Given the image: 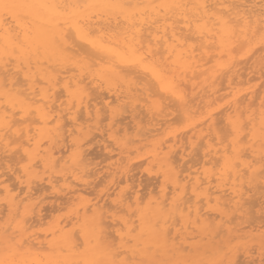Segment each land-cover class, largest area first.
I'll use <instances>...</instances> for the list:
<instances>
[{"label":"bare ground","instance_id":"bare-ground-1","mask_svg":"<svg viewBox=\"0 0 264 264\" xmlns=\"http://www.w3.org/2000/svg\"><path fill=\"white\" fill-rule=\"evenodd\" d=\"M258 4L259 2L257 0H0V155L6 154L9 156V158H11L12 156L16 155L15 151L17 150L19 151L18 154L20 153L19 155L20 157L17 155V157L19 158H16L14 156L17 162L21 164L25 161V163L20 168L22 175H19L18 173H16L18 171L13 172V174H15V179L17 180V186L15 185L16 188L14 189L12 188L14 187L13 183H12L13 185L12 187L9 185V182L11 184L10 179H9L10 181L8 182V185H6V181H4V179L1 181V179L5 177L6 173H8V172H5V170L6 171L9 170V172H11L13 171L14 168L6 164L4 167L3 162L5 161L1 162V159H0V205L2 204L1 202H3V204L5 203L4 204L5 206L4 205L3 206L7 207L6 209L9 212V214H6L8 212H5V214L8 215V219H6L7 222L3 221L4 223H2L1 221L2 216H0V264H198L199 259L204 256L205 251L202 248L194 247L195 243H192L189 241L195 238V236H193L192 234V233H195L194 231H202V234H200V236L202 235L206 236L205 232L208 231L209 225L211 227L212 224L218 218H220V222L216 224L219 226L220 225L227 226V223L231 224L233 223V221L234 223H239V222H235V220L240 221L241 219L248 218L249 213H251V212H248L249 205L255 206L254 203L256 204V202L254 201H252V203L248 201L251 199V196H252L250 195V193L255 191V194H253L254 196V195H257V193L259 194L260 191L264 192L263 187L261 188L262 190L259 188L261 184H264V172H263L264 169H262L261 163L259 166V161L261 162V160L264 158L262 157L264 156V146H263L264 145V133H263L264 132V119L262 116L263 120L260 121L259 123H257L258 120L256 121L254 119H251L250 123L244 121L247 123V124L245 123L244 125L245 127H244L242 125L243 123L242 121L244 118L242 120L240 119L242 116L238 110L239 108H241L242 104H244V101L242 99L240 100L241 101L240 104L238 103L239 97L237 99L235 98L238 94L237 93L234 95L235 101L233 100L232 102L234 103L233 106L231 105L230 106H231L232 112H236V113L237 111L239 112L240 118L239 116L238 118L240 120L238 118L236 119L235 117H231L230 116L231 112L230 113L227 112L228 113L227 118L222 116L223 119L226 118V121H227L226 124L229 125L227 127L229 128V130H231L233 138L230 137L231 139L230 141H227V143H223L225 141L224 138L227 136V133H229L228 132L229 130L227 131L226 129L225 131L227 133H225V136H223L224 141L222 138L221 139H222V143L227 144V145L223 146V148L221 149L220 147H217L218 149H216V146H218V144H220L221 142L220 141H219L220 143L213 142L214 146L217 144L214 148V146H212V143L211 144L209 143V141H211L210 139L211 137H209V141H206V143H204L206 144L205 146H207V148L203 153H201L202 160L201 159L200 161L197 160L198 157L195 156L199 164L200 165L202 164V171L199 173H196L197 171L195 172L197 175L193 174L194 175L193 176L191 173H189L193 177H189V179H185L187 177H185L186 174L184 171V174H185L184 179L181 178V176H183L182 171L178 170L180 168L177 167V163L179 164L180 162L188 161L189 159L186 160V158L187 157L190 158L191 157L190 155L192 154V152H194L193 154H195V152L197 153L198 150H195V148L197 147L198 142L193 140L194 138L193 139L191 138V139L195 141L196 143L192 142L191 139H189L190 146L188 149H190L191 151L188 150L184 145L179 147L178 146L179 142L176 141L175 137H174L175 138L174 143L167 145L166 143L167 141L171 142V140H168V136L170 135L169 134L168 136L166 135L167 137L165 136L166 137L165 143H162L163 142L162 140H160L162 141L161 142L162 144L158 143L157 141L155 143L154 142L152 143L151 141V145L153 149L150 152L151 156L148 155L149 157L153 158L151 159L152 162L154 161L153 164L158 166L157 168L160 170L159 172H157L155 169V172L154 170L153 171L150 170V172L152 171L153 173H155V175H156V172L158 174L161 173V176H162V177L160 176L162 178V186H161L162 189H161V195H158L159 198L155 193L157 197H155L154 195V198L156 199L150 200L148 203L146 202L145 205H143L144 200L146 199L144 198L143 202H140L141 200V199L139 200L140 194L138 196L137 191L136 192L133 191L131 192V194H128L129 196H126L128 193L127 191H129L127 190L128 188H126L127 191L124 190L125 194L123 196H122L123 192H121L122 194L116 198L115 195H117L118 193L116 194L114 192L115 193V195L113 194L114 199L113 197H111L113 196L111 194L113 192H111L110 194L109 193L107 194L108 198L111 195L110 197L113 200V203H114L113 205L116 208V211L113 212V214L111 215H109L111 212H109L106 209L104 210L105 212L102 211L104 207V204L102 202L101 203L103 205L100 204L102 207L98 206L96 202L94 205H92L94 203L93 202L92 204H90L91 207L88 204L87 205L85 204L83 206L82 215L80 214L79 211L75 209L77 211V212L75 211L76 217H75L74 223H72L71 225L72 228H70L69 230L67 229L68 222L64 220L66 222L64 226L62 224L63 222L60 223L61 226L57 224L55 228L54 226H52L54 229L51 231L49 230L48 231L49 233L42 232L44 236L43 237L41 235V231L39 232V236H37L36 233L35 235H32V234L30 235L28 230H30L31 227L30 225L28 226L27 224L29 220L31 221L32 218L39 217L41 214V211H42L41 207L40 209H38L39 208L38 207L37 210H36V207H34L36 206L34 204L37 202L33 204L32 197L34 195L32 196V193H33L34 184L37 185L36 183L39 184L45 181V178L43 177L44 174L49 173L47 184H49L51 188L55 189V187L58 186V184L57 186L54 185V182L56 180L57 182L58 181L63 182L65 185L66 192L68 193V195L70 194L72 196V197L69 196L72 200L75 199L74 201L78 199V198L76 199L75 197L77 196L81 197V192L85 190V189L84 190L79 189L78 188L79 186L76 188L75 185H73L71 182L68 183V181L70 177L75 178V180L76 179L78 180L79 178L81 179L82 177L86 175L85 178L86 177L89 178V176H87L88 175L87 168L89 167L88 164L90 165V163H87V162L85 163L87 156L85 157L86 152L83 150V147H84L83 142L85 139L88 138L87 136H90L91 138V136L93 137V134L95 135V137H97V135L95 134L96 132L95 133L93 132L91 135V133L89 132H92V131H87V130L91 127V123H94V125H96L95 128L97 127L98 131H100V132H97L99 133L98 136L106 139L104 136L107 135V133L106 134L104 133L105 129L101 130L102 128H99V126H101V123L98 124L100 122V119L104 118V117H101L100 115L101 112L102 113L104 112L101 110L99 111L100 107L98 109L97 103L95 105L92 104L95 108V110H93V114H92V111H90V108H93L89 106L91 104V103L89 104L90 102L89 100L92 99V97L89 95V93L91 94V92H88L89 91L88 88L90 86L93 85L95 88H97V90L99 89L101 91L102 90L107 91L109 95L108 96L109 100L111 98L112 99L115 98L116 101L120 102L122 98L124 99L128 98L127 100L131 99L130 107L132 111L131 110L130 111L133 113L131 116L134 120H136V117L138 118L139 115L143 113L146 117H148V120L153 125V127H156V125H161V124H157V123L155 124L154 122H160V119L163 117L168 118L169 114H167L165 110L168 111L170 110V108L171 109L173 108V110L175 109V111L179 112V116L181 114L180 118L187 120L186 123L183 120L185 124H187V122L188 123L191 122L190 123L191 125L192 122L195 120L194 115L192 114L195 113V116H196V113L198 111L196 107L200 105L197 103L198 105L194 106L196 104L195 102L198 100L195 101L194 99V102H193V100H191L192 98H189L190 96L194 95L195 93L194 91H196L194 90L197 84V81H195V79L198 80L199 78L203 76L204 78L201 79L203 84L201 81H198V83L201 82V84L204 87L199 84L200 87L202 86V88L205 90L207 88L205 87V85L207 84L208 87L211 88V89H208V91L211 92L210 90H212V93L213 91H215V89L217 90V88L214 85L215 83H217V80L219 81L220 78L221 79L219 83L222 82L221 80H223L227 76L230 85L231 84L235 85V82L234 84L232 82L234 81L233 78L234 79H237V77L240 78L241 74H239L238 72H240L242 69H244L246 65H248V63L246 64L247 58L249 61L251 58L250 56L253 57L254 54L252 52L254 51L257 45L264 44V1L262 2L260 6ZM92 16H94L95 20H92L93 18ZM184 33H187L188 35L191 34L194 39H190V37L187 34L185 35ZM190 40H192V42L196 40L195 41L196 43L194 42L192 43ZM197 43H199L198 47L201 52L197 49V45H198ZM238 44L240 46L238 48L240 51L235 48V46L237 47ZM195 48L198 50L199 53H201L200 56H198L199 53L198 55L195 54V52H197ZM234 48L236 50H234ZM240 48H242L243 52L246 51V54L250 53L251 51L252 52L248 54L249 56L244 57V59L242 60L236 57V55L239 56L241 54L238 55L237 54L238 52L237 53L234 52V51L241 52ZM260 48L262 47L261 46L258 47V50H260ZM263 48L260 50L261 53L256 52L257 55L259 53L258 56L260 57H263L262 55H260L262 54V50H264ZM211 53H214L215 55L214 54L212 55ZM199 57L200 58L203 57V58H201L200 60ZM234 57L239 60H235ZM245 59H246V62H245L246 65L242 66L243 65L242 63L244 62ZM260 60L255 59L254 62L255 61L257 62ZM262 60L264 61V59ZM202 61H206V63H202ZM236 61L237 62L242 61V63L239 62L240 63L239 66H241V68L239 67V71L237 70L238 65ZM263 61L262 63H264ZM209 62L210 63L214 62V65L210 66V68L205 70V67L207 64H209ZM233 62H235L236 66ZM32 65L34 66L32 67ZM263 65H260L261 68H263L262 67ZM246 68L248 67H245V69ZM255 68L257 67L255 66ZM245 69L243 70V72L245 71ZM254 72L256 71H253V74L255 76V74L258 73V71L256 73ZM223 73L226 74V76L224 74V78L222 75ZM18 74H21L20 76H22L23 79L20 78ZM262 75H264V73ZM16 76L17 78H20L21 80H23L22 83L21 81H20V84L16 83L15 81ZM245 76L247 77L248 75H245ZM251 77L252 75L250 76V78ZM263 77H261V79ZM85 79L86 80L88 79L92 84L88 88H87V83H85ZM192 81H195L196 83L195 82L192 83ZM239 81L238 82L236 81V83H238V86L242 84L241 83L242 79L240 83ZM254 81L258 82V80H255V79L253 80V82ZM263 81H261V83H264ZM116 82L120 83V86H121L120 89H122L123 92H125L124 94H126L127 97H125L124 95H121V93L123 94V92L118 90L119 88L116 89V84H117ZM183 82L192 83L193 89H190L192 87H187L188 84L187 85L185 84L186 88L184 87V89H182ZM225 82L226 81H224V84ZM243 82H245V80ZM59 84L62 85L63 90L59 89L60 91L58 92L62 93L64 91L63 96L66 97V101H64L63 103H60L58 105L57 110H54V108H56L57 106L55 105L56 101L61 99L59 97L60 99L57 98L56 100V97L60 95L58 96L55 95V94H58L56 93V91L58 90ZM250 84L251 82L248 85L250 86ZM254 84L252 85V87L254 86ZM118 85L119 84H117V86ZM199 85L197 84V86ZM245 85H243L242 87H244ZM261 87H263L262 84H261ZM93 88L92 89L90 88V89L94 91ZM202 88L199 89L198 91L199 93H202L200 92V90L202 91ZM186 89H189L190 94L191 92L192 94L188 95L189 91H187ZM111 90L112 91L118 90V92L120 91L121 93L110 95L109 93L111 92ZM218 90L221 91L220 89ZM218 90L214 93H218ZM253 90L257 91L258 88L252 89V91ZM223 91L225 92L224 89ZM145 92H148V93L146 94ZM198 92L196 91L197 94H199ZM203 92L204 93H202L201 96H203V94L204 96H206L205 93L207 91L205 90ZM209 92H207V96ZM212 93L211 95H214V93L213 94ZM248 93H250V91L249 92L247 91L246 94ZM257 93L259 96L262 92L261 93L257 92ZM96 94L98 93L96 92ZM103 94H106V93L104 92ZM142 94L144 97L143 99L142 97H140ZM219 94L220 93H218V95ZM211 95L208 96L207 102L208 100L210 101L209 97ZM100 96H103V95H100ZM157 96L159 97L157 98ZM195 97L197 98L200 96L197 95ZM100 98H102V101H101L102 105L105 104V107L108 109L107 111H109L110 113L109 114L110 118H108V120L113 119L112 121L115 122L114 119L119 116L120 112L117 113L116 108L115 110L112 109L113 107L110 105L112 102L104 103L105 99H107L105 95L104 97H100ZM251 98L253 97L251 96ZM255 98H257L256 96L253 99L257 101L259 97L257 99ZM99 99L98 101L101 100ZM211 99L213 100V98ZM245 99L246 98H244V100ZM139 100H142L143 102V103L141 102V105L137 103L139 102ZM98 101L95 100L94 102H98ZM122 101H126V100H122ZM127 103L128 105H130L128 101ZM127 103L125 102V104ZM199 103H203V102H199ZM209 104L207 103V105ZM222 104H224V102ZM253 104L255 105V103ZM253 104L252 106L254 107ZM63 106H65V108H63ZM120 107H121V104H120ZM246 107H248V105H246ZM122 108L124 109L125 107L123 106ZM194 108L197 109L196 112H194L195 111ZM258 108H261V107H258ZM262 108L264 107L262 106ZM82 109L85 110L84 114L87 117L85 119L87 120V122L84 121L87 123L86 127H85L86 123H83V122H81L83 124L78 123L79 112ZM123 109L120 108L121 111L125 110ZM138 109L140 110L142 109V111H139ZM221 109L223 110V108ZM256 109L257 107L255 108V110ZM247 110H250V109H247ZM205 111L208 112L207 110ZM216 111L214 109V111H210L211 112L210 114L212 115V113L213 112L215 113ZM243 111L244 110L241 111L242 114H243ZM16 112L21 113L20 116L22 117L20 118H24L28 115H30L29 117L31 118V114L34 112L33 114L34 116L37 117V120L35 118L34 119L35 121H37V123H39V126L38 125L37 127L34 126L35 128L33 130V133L31 130L33 127L32 128L29 127L30 128L29 130L28 127L25 128L24 126L22 127L24 128L22 132L21 130H19L20 127L18 126L20 125V123L22 125V122L20 123L18 122L19 123L18 126L15 125V124H18L16 121L17 120L19 121V118L17 120L15 118ZM138 112L139 114L137 116ZM236 113H235V116H236ZM252 115L255 116V118L257 117L253 113ZM262 115H264V113H262ZM177 116L175 115V117ZM232 116H233V113H232ZM251 116L250 115L247 116L248 119H250ZM65 117H68V120H71L72 122L71 127L73 129L72 128H70L69 130L66 129L68 127L67 124L69 125V122H67V124L64 123L65 121L63 120L64 119L67 120ZM146 117L143 119H146ZM26 118H25V121H23V124L25 123L27 124L28 120L29 121L32 120V119L26 120ZM177 118H175L176 122L178 120L180 121L182 120V119L177 120ZM204 119L205 120L203 122L207 120L206 117H204ZM124 120L126 119L124 118ZM140 120L138 121L140 122ZM148 120L146 121L148 122ZM118 121L122 124L120 120ZM165 121L162 124L163 126H164ZM208 121H209V118H208ZM101 122H104V121H101ZM139 122L138 124H136L137 125L136 127L138 129L137 132L139 131L140 133L145 126L142 127L141 125L143 124V122L142 123H139ZM145 122H144V125H145ZM216 122L218 121L215 120L213 124L215 123L216 125ZM148 123L147 125L149 126ZM172 123H175L174 120L173 122H171V124ZM180 123L181 122L177 123V125H180ZM199 123H201L200 125L206 124V122L203 124L202 121ZM255 123L258 125H255ZM28 124H29L28 126H30V123ZM128 124H131V122ZM14 125L15 127H18V129H15ZM109 125H108V128H109ZM246 125L251 126L250 128L251 132H249V134H251L252 136V138L250 136L252 141L248 140V145L244 146L245 140L243 139H246V138H243L242 135H245V132L248 129ZM216 126L215 127L213 126L214 129L216 128L215 130H217V133L215 134L218 135V140H220L219 135H221L222 137L225 131L222 134H218L220 131L218 130V127ZM221 126L223 125L221 124ZM93 127L94 126H92L91 128ZM85 128H87V130H85ZM139 128L140 129L142 128L141 131ZM130 129L131 128H129V130ZM207 129L209 130L210 128H207ZM214 129L213 130L211 129V130L214 131ZM121 130H122V127H121ZM129 130H127V127H126V131L129 132ZM147 130H148V133L151 134L153 130L155 129L152 128V129H147ZM156 130L158 132V129ZM204 130L206 129L204 128ZM108 131L109 129H107V132ZM109 132H108V136L110 138V136L112 135H110ZM115 132L116 130L114 132L113 130H111L112 134H114ZM163 132L165 134V131ZM195 132L194 134H197V132L196 133ZM139 133L137 134L135 132L137 136L138 135L141 137L146 136V134L141 135ZM184 133L186 134L187 132L185 131L183 132V134ZM198 134L199 135L197 136L199 139L200 134H202V132ZM155 135L159 136V134H154L152 136L149 135L148 138L149 137L153 138V136ZM179 135L176 134V137ZM210 135H211V132H210ZM127 136L132 140L133 137L132 136L130 137V134L127 133ZM161 137H164L163 133ZM184 137L185 135L183 136V138ZM203 137L206 138V135L205 136L203 135ZM203 137L201 138L203 139ZM183 138L182 140L186 141V139L185 138L183 139ZM201 138L199 141L202 140ZM11 139H13L14 141ZM182 140H181V143L183 144L184 142H182ZM85 141L87 143V140ZM88 141H91V140H88ZM103 141L106 142L107 140H103ZM242 141H244V143ZM67 142H69L70 145L67 144ZM201 142H199V144ZM138 143L133 142L132 144L130 142L131 145L138 144ZM186 143L188 142H185V144ZM256 143H260V144H258V146L256 147L255 145ZM12 144L17 145V146L12 147ZM92 145H94V143ZM96 146L98 145L96 144ZM110 146L113 147L112 144ZM110 146L109 144L107 145L106 143H103L102 145L103 147L102 149H104V151L108 155V158L110 159L112 158L115 159L114 158L115 156L123 155L125 152L127 153V151L124 152L123 149L122 150L120 149L119 154L115 153L117 155L112 157L113 153H112V150L109 149ZM201 147H199V149ZM86 149L87 148H85V150ZM96 149H90V150H94L93 152H95ZM248 149L251 150L250 153L252 155L250 156L252 157L250 158L253 160L255 159V163H252L253 161L248 162V160H246L247 158H249V156H247L249 153L248 154L245 153L246 151H250ZM69 150L71 152V155L69 157L65 156L66 153L69 152ZM90 150L87 149L86 151H90ZM100 150L101 148L99 149V151ZM141 150L142 149L138 151H141ZM132 151H129V152H132ZM102 152H100L101 154H99V157L101 159H103V156L101 157V155H104ZM175 152H177L178 154L177 155L178 157L176 156L177 158L172 156L175 154ZM111 153L112 155H110ZM147 153L149 154V152ZM199 153H200V150H199ZM87 155L88 157L90 156L89 154ZM91 155L92 157L95 156L93 154ZM96 155L98 156V153H96ZM137 155H139V153ZM0 157L3 158L2 155ZM99 157L97 158L99 159ZM259 157L262 159L261 160L258 159ZM15 158H13V160ZM108 158H106V161ZM124 158L125 157H122V161ZM139 158L141 159V157ZM193 159H194V155H193ZM215 159H216L217 165L215 164L214 167L216 166L217 170L213 171V169L215 168L212 169V167L206 168V165L207 164L211 165V163L213 162V160L215 161ZM128 160L130 161L129 157H128ZM136 160L140 161L139 159H136ZM190 160L191 161L189 162L191 163L192 157ZM196 160H194V162ZM122 161L120 160L121 164L124 163ZM9 162H12V161H9ZM17 162H16V165H17ZM142 162L143 160L141 161V163L139 162L138 163L141 165ZM98 165L101 166L99 163ZM114 165L116 166L115 163L113 164L111 163L110 167ZM126 165L124 168L125 170L122 167L123 165L122 166L120 165L119 167L113 170L114 172L111 171L112 174L111 173L109 174V176L107 177L108 179L105 177L107 181L110 180L109 179L110 175H113L116 169L119 170V173L118 171H116V174H114L115 176L113 177L117 178L118 174L121 175L123 173L124 175H127L129 178L128 172L130 169L127 168ZM129 165L132 166L131 164ZM129 165L128 167H130ZM14 166H15V163H14ZM149 166L151 168L152 164H149ZM10 167L12 169H10ZM16 167H19V166H16ZM106 167L107 166L105 165L104 168ZM138 167H135V168H138ZM183 168L185 169V166ZM198 169H199V166L197 167V170ZM38 170H41L42 174L39 173ZM188 170H191V169L189 168ZM132 171H134L133 167H132ZM150 172L147 173V175L148 174L151 175L152 172L151 173ZM243 172H246L245 174L248 173V175H250V178H248V180L245 177V174ZM142 173L140 175H142ZM144 173L146 174V172ZM137 174H139V172ZM189 174L187 173V175ZM54 175L56 176L58 175L55 181L52 180ZM102 175L105 176V174H102ZM155 175L153 176L156 177ZM121 177L125 178V176L123 175ZM140 178L139 180L142 182L143 179L141 180ZM128 180H129L128 182L129 184L130 178ZM156 180L158 181V179ZM123 181L125 180H122V182ZM157 181H156V184L159 185L160 182H157ZM98 182H99V179L97 183ZM113 183H116V182L113 181ZM145 183L147 184V181ZM256 183L258 186L259 185L260 186L259 187L255 186L254 184ZM108 184H111V183H108ZM108 184L106 183V185ZM123 184L125 183L123 182ZM169 184L172 186L171 188L172 191L168 189L171 191L169 193L170 195L166 192L167 185ZM152 185L154 186V184ZM252 185H254L255 187L253 188ZM125 186L123 185L122 188L124 189ZM140 186L142 187V184ZM171 186H168V187H171ZM245 186L246 187L248 186V190H245ZM38 187L40 188V186ZM134 187L136 189L135 185ZM34 188H36V186H34ZM98 188L99 187H97V189ZM142 188L145 190H148L146 189V187H142ZM142 188H140V190ZM105 189L106 188L102 190H105ZM255 189L258 191H256ZM156 190L158 191L159 189L157 188ZM148 191H151V190H148ZM86 192H85V195H86ZM59 193H61V191H59ZM143 193L145 192L143 191ZM157 193L159 194V192ZM36 194L37 193H35V195ZM40 194L42 193L40 192ZM102 194L104 195V193ZM146 195H147V192H146ZM38 196L40 195L38 194ZM93 196L95 197V194ZM102 196L99 195L98 197L103 198L104 196L103 197ZM151 196L153 195L151 194ZM48 198L51 200L50 197ZM48 198L47 200H49ZM70 198L69 200H71ZM111 198L108 200H111ZM140 198H143V197H140ZM254 198H257V197L254 196ZM63 199H65L64 196H63ZM107 199L105 201H107ZM83 200L85 201L84 198ZM96 200L97 199H95V201ZM54 202L56 204V199ZM65 202L69 203L70 201L65 200ZM247 202H249L248 208L246 207ZM260 202L261 200L257 204L261 205ZM82 204H83V201H82ZM263 204L264 203H262L261 207L259 206L260 207L259 210L262 211L261 213H263L264 211ZM46 205L48 204L46 203ZM71 206H72V203H71ZM106 206H108V204ZM0 207H2V205ZM53 207H55V205ZM79 207H77V209ZM255 207L253 209H255ZM44 208L45 207H43V209ZM47 208L44 210L46 211ZM53 209L54 208H52L51 210L53 211ZM107 209H110V208H107ZM66 210L67 209H64L65 213H66ZM89 210L92 213H90V215H87L89 214ZM61 211L59 210L58 213H60ZM107 211L109 212V214ZM111 211H114V210H111ZM252 211L253 213L256 212L254 210ZM260 211H258V213ZM1 214H3V211L0 212V215ZM118 214H121V215L119 216ZM42 216L44 217V215ZM56 216L55 217L52 216V217L55 218L56 220ZM63 217L65 219V216ZM258 219L259 218H257V220L255 221L259 222ZM46 220L47 219H45V221ZM59 220L58 222H60ZM244 220L246 221V219ZM45 221L43 223H45ZM222 221H223V224H221ZM71 222L73 221H70L69 223ZM243 222L240 221V223L238 224L239 227L238 225L235 224V227H238L240 228L239 230H242V227L240 226H242ZM35 223H39L40 225L43 224L42 222L41 223L35 222ZM50 223L52 224V222ZM216 224H215V227L217 226ZM251 224L248 225L247 223V225L250 226L252 230L251 233L252 232L254 233V231L258 233L259 232L261 233V231L264 232L263 231L264 225L260 224V222L259 224H256L253 226ZM31 226H33L32 223H31ZM244 226H246V224H244ZM248 226L246 227L249 228ZM33 227L37 229V225ZM213 227H214V224H213ZM111 228L114 230V232ZM221 228L223 227H220L219 229ZM10 229H11L10 231L11 233L9 234L8 231ZM226 229L227 231H229V234L232 233V231L230 230L228 226ZM107 230L109 231V233H111V231L113 232L110 234V237H108L109 233ZM249 230L250 229H248V231ZM220 232L221 231H218V233L215 235L213 233L211 234L209 233L207 234V236L210 235V236H214V238H217L218 236H220L219 235ZM114 233L117 235H115ZM238 233L239 231L237 232V235ZM113 236L118 237L119 240L117 241H120V243L118 244L119 247L116 246L117 241L115 243L116 245H114L113 241H111L113 239L115 240V237ZM233 239L235 240L236 238L235 237L232 238L231 241H233ZM239 239L241 240V242L243 241V239L241 238ZM204 240L205 239H203V241ZM228 242L232 243L230 242V240ZM219 243L221 244L220 240H219ZM238 244L240 246V244L242 243L239 242ZM245 247L244 248L247 249L249 245ZM188 248L189 249L193 248L195 250L194 253H192L193 251L191 253H186V250H188ZM251 248H253V246ZM242 249L243 248H241V250ZM239 250H240V247H239ZM244 251H241V252H243L244 254ZM249 253L251 252L249 251ZM237 255L240 256L242 254L239 255V253H237ZM223 257H222V260L224 261L225 259H223ZM220 258L218 260L215 259L216 262L214 264H219L220 263L219 260H221ZM173 259H175L176 261ZM171 260H173L172 263H170ZM240 260H239V263L237 260V262L235 261L234 264L244 263L243 261L240 262ZM262 262L260 261L259 263L258 261L257 264H262ZM249 263L252 264L253 262L251 263V261H249Z\"/></svg>","mask_w":264,"mask_h":264},{"label":"rangeland","instance_id":"rangeland-1","mask_svg":"<svg viewBox=\"0 0 264 264\" xmlns=\"http://www.w3.org/2000/svg\"><path fill=\"white\" fill-rule=\"evenodd\" d=\"M258 2H259V6L262 4V2L264 1V0H257ZM261 1V2H260ZM93 18H92V20H95L94 19V16H92ZM8 20H9V18H8ZM185 35L187 34V33H184ZM188 35V34H187ZM191 34H189L188 36L190 37V39H194L193 37H192V35L190 36ZM187 36V37H188ZM192 37V38H191ZM191 42H192V40H190ZM196 41V40H195ZM195 41H193L194 43H196ZM192 42V43H193ZM198 44V45H197ZM196 45H197V49L199 50V43H197ZM195 45V44H194ZM264 47V44H259V45H257L256 46V50L254 49V51L252 52L253 54V57L252 56H250L251 58H253V59H251L250 57V60L248 61V58H247V62H246V59L244 60V62L242 63V61H239L240 63H242L243 65L242 66H244V65H246L247 63H248V65H246L245 67H248V68H246L245 69V67H244V69H245V71L243 72V70L244 69H240L241 71H242V73H241V71L240 72H238L239 74H241L240 75V78L242 79V84L241 85H239L238 86V83H236V81L238 82L239 81V77H237V79H234L233 78V80L234 81H232L233 82V84H234V82H235V85H230V83H229V81H228V78H227V76H226V74L225 73H223L222 75H223V78H224V74H225V80L223 79V80H221L222 82H220L219 83V81H220V79H219V81L217 80V83H215V87L217 88V90L218 89H220L221 91H219L218 90V93H220L219 95H218V93H214V92H216L217 90L215 89V91H213V93H214V95H211V93H212V90H210L211 92H209L208 91V89H211V88H209L208 87V85L206 86L205 85V87H207L205 90L207 91V92H209L208 93V96L209 95H211L209 98H210V101L208 100V102H207V99H208V96H207V92L205 93L206 94V96H204V94H203V96H201V94L202 93H204L203 91H205L203 88H202V84H203V82H202V80L201 79H203L204 77L202 76L201 78H199L198 80L197 79H195V81H197V84L199 85H202L201 87H200V85L199 86H197V84H196V88H194V90H196L197 92L199 91V89L200 88H202V91L200 90V92H202V93H199V94H197L196 93V91H194L197 95H199L200 97H195V96H197L194 92V95H192V96H190L189 98H192L191 100H193V102H194V99H195V101L196 100H198V101H196L194 104V106H197L198 104H200L199 106H197L196 108L198 109V111H197V109H195L194 108V112H196L197 111V113H196V116H195V113L194 114H192V115H194V119L196 120H194L193 122H192V124L190 125V123L191 122H187V124H185L186 123V121L187 120H184L183 118H180V116H181V114H180V116H179V112L178 111H175V109L173 110V108L171 109L170 108V110H165V112H167V114H169L168 116V118L167 117H163V118H161L160 119V122H154L155 124L157 123V124H161V125H156V127H153V125L149 122V120H148V117H146L143 113H141L140 115H139V117L137 118L136 117V120H134L133 118H132V109H131V99H129V100H127V99H124V98H122L121 99V101L119 102V101H116L115 100V98H111L110 100H109V98H108V92L107 91H103V93L105 92L106 94H103L102 93V91L101 90H97V88H95L92 84H91V82L87 79H85V83H87V88L90 86V85H92V86H90L89 88H88V92H91V94L89 93V95L92 97V99L91 100H89L90 102H89V106L90 107H93L94 108V106L93 105H95L96 103L98 104V109H99V107H100V109H99V111L101 110V111H103L104 113H102L101 112V117H104V118H102V119H100V122L98 123V124H100L101 123V126H99V125H97V126H99V128H102L101 130H104V133L106 134L107 133V135H105L104 137L106 138V139H104V138H101L100 136H98L99 135V133H97V132H100V131H98V128L96 129L95 128V126L96 125H94V123H91V127L92 126H94L93 128H89L88 130H87V128H85V130H87V131H92V132H89V133H91V135H92V133L94 132H96L95 134L97 135V137H95V135L93 134V137L91 136V138H90V136H87V137H85V138H87V139H85V140H87V143H86V141L84 140V147H83V150L87 153V154H89L90 156H91V158H90V156L88 157V155L85 153V157H86V161H85V163L87 162V163H90V165L88 164V168H87V176H89V178H85V176L84 177H82L81 179L79 178L78 180L76 179L75 180V178H71L70 177V179H69V181H68V183L69 182H71L73 185H75L76 186V188L78 187L79 189H85L84 191L86 192V195H85V192L84 191H82L81 192V197L79 198L78 196L77 197H75L77 200L76 201H74V200H72L69 196H71L70 194L68 195V193L66 192V190H65V185H64V183L63 182H61V181H58L57 182V180L55 181V179H57V177H58V175L56 176V175H54L53 176V181H55L54 182V185L55 186H57V184H58V186L57 187H55V189L54 188H51V186L49 185V184H47V179H48V175H49V173H46V174H44V178H45V181H43V183H36L38 186H40V188L37 186V185H33V193H32V201H33V204L35 203V202H37V203H35L34 205H36V206H34V207H36V210H37V208L38 209H40V207H41V214H40V216L39 217H34V218H32L31 219V221L28 223L27 222V224H28V226L30 225V230H28V232L30 233V235L32 234V235H35V233H36V235L37 236H39V232L41 231V235L43 236V234H42V232H45V233H49L48 231L50 230H53L57 225H60L61 226V224L60 223H62L63 224V226H64V224L66 223L64 220H66L67 222H68V227H67V229L69 230L70 228H72V223H74V220H75V217H76V212L77 211H79L80 212V214L82 215L83 214V206L86 204H88V205H90V204H92L93 202V204L92 205H94L95 204V202H96V204H98V206H100V207H102L100 204H104V207H103V210L102 211H104L105 209L106 210H108L109 212H111L110 214H109V212H108V214L109 215H111V214H113V212H115L116 211V208L114 207V203H113V200H112V198L111 197H113V199H114V195H115V193L117 194V195H115V197L117 198V197H119V195H121L122 193L121 192H123V194H122V196L125 194L124 192L125 191H127V190H129V191H127L126 193H127V195L126 196H129L128 194H131V192H133V191H137V194H138V196H139V194H140V197H143V198H140L139 197V200H140V202H143V200H144V198L146 199V200H144V204L143 205H145V203L147 202H149L150 200H153V199H156V198H154V195H155V193H156V195L158 196V195H161V189H162V176H161V173L160 174H158L157 172H159L160 170L157 168L158 166H156V165H154L153 164V162H152V160L151 159H153L152 157H149L148 155H150L151 156V151H152V149H153V147H152V145H151V141H152V143L154 142H158V143H160V144H162V143H165V139H166V137L168 136V140H171V142L170 141H167L166 143H167V145H170V144H172V143H174V140H175V138H176V141L177 142H179L178 143V146L180 147V146H182V145H184L187 149L189 148V146H190V140L189 139H193V140H195L196 142H198V145H197V147L199 146V147H201L202 145V147L199 149V147L197 148H195V150H198L197 151V153L195 152V154H193L194 152H192V154L190 155L191 157H192V162L190 163L189 161H191L190 159H191V157L189 158V157H187L186 158V160H188V161H184V162H180L179 164L177 163V167L178 168H180V169H178V170H180V171H182V175L183 176H181V174H180V176H181V178H183L184 179V176H185V174H186V176L185 177H187V178H185V179H189V177H193L194 175H197L196 173H199V172H201L202 171V164L200 165L199 164V162L197 161V160H199L200 161V159L202 160V154L201 153H203L205 150H206V148H207V146H205L206 144H204V143H206V141H209V137H211L210 139H211V141H209V143L211 144L212 143V146H214L213 145V142H216V143H218L219 141L221 142H219L220 144H218V146H216L217 144L216 143H214V144H216L215 146H216V149H218L217 147H220V149L221 148H223V146H226L227 144H223V143H227V141H230L231 139H230V137L231 138H233V135H232V132H231V130H229V128L227 127V126H229L228 124H226L227 123V121H226V118H227V114L228 113H230L231 112V114H230V116L231 117H235L236 119L238 118V116H239V118H240V115H239V112L241 113V120L243 119V123H242V125L244 126L245 125V123L246 122H251L250 120L251 119H254V120H258V122L257 123H259L260 121H262L263 119H264V115H262V113H264V108H262V106L264 107V83H261V81H263V79H264V75H262L263 73H264V63H262V59H264V50H262V54H260V55H262L263 57H260V56H258L259 55V53H261V49L262 48H260V50H258V47ZM240 46H239V44L237 45V47L235 46V48L237 49V50H239L238 48H239ZM234 48V50H236ZM196 48H195V50L197 51V52H195V54H197L198 55V50H197ZM241 49V52H239V51H234L235 53H237L238 55L239 54H241V55H239V56H237L236 55V57L237 58H240V59H244V57H246V56H249L248 54H250V53H248V54H246V51H242V48H240ZM264 49V48H263ZM258 50V51H257ZM200 51V50H199ZM201 52V51H200ZM256 52H259L258 53V55H257V53ZM245 53V54H244ZM256 53V54H255ZM200 54L201 53H199V55L198 56H200ZM212 55L214 54V53H211ZM234 54V53H233ZM244 54V55H243ZM196 55V56H197ZM215 55V54H214ZM202 56V55H201ZM235 56V55H234ZM257 56V57H256ZM200 58V57H199ZM201 58H203V57H201ZM201 58H200V60H201ZM235 58V57H234ZM257 60H260V58H261V60L260 61H255L254 62V60L255 59ZM198 59V58H197ZM235 60H239V59H236L235 58ZM234 61V60H233ZM13 62V61H12ZM11 62V63H12ZM239 62H237L236 61V63H237V65H238V71H239V67L241 68V66H239ZM245 62H246V64H245ZM260 62H261V64H260ZM264 62V61H263ZM202 63H206V61H202ZM234 64H235V62H233ZM14 64V63H13ZM211 64V65H210ZM257 64H259V65H257ZM207 65H209V66H207ZM206 65V67H205V70H207L208 68H210V66H212V65H214V62H209V64H207ZM257 67V68H255V66ZM260 65H263L262 67L263 68H261V66ZM34 65H32V67H33ZM235 66H236V64H235ZM259 66V67H258ZM251 67V68H250ZM10 68H12V67H10ZM243 68V67H242ZM250 68V69H249ZM259 69V70H258ZM250 70H252V71H250ZM253 71H258V73H256V72H254V73H256L255 74V76H254V74H253ZM251 72V73H250ZM245 73V74H244ZM250 73V74H249ZM19 76L21 75V74H18ZM245 75H248L247 77L245 76ZM252 75V77L250 78V76ZM18 76V77H19ZM206 77V76H205ZM219 77H221V76H219ZM234 77V76H233ZM245 77V78H244ZM248 77H249V79H248ZM254 77H256V78H254ZM261 77H263L262 79H261ZM20 78H22V76H20ZM20 78H17V76H16V83H19L20 84V81H21V83H22V81L23 80H21ZM23 79V78H22ZM241 79H240V81H241ZM248 79V80H247ZM258 80V82H255V84H254V82H253V80ZM236 80V81H235ZM245 80V82H243ZM89 81V82H88ZM195 81H192V83L193 82H195ZM198 81H201L202 82V84H201V82L200 83H198ZM224 81H226L225 82V84H224ZM240 81H239V83H240ZM231 82V83H232ZM251 82V84H250V86L248 85L249 83ZM264 82V81H263ZM117 83V82H116ZM192 83H187V82H183V88L182 89H184V87L186 88V85H187V87H192V88H190V89H193V85H192ZM196 83V82H195ZM262 84V86L263 87H261V84ZM89 84V85H88ZM117 84H119L118 86H117ZM116 84V89H118V90H120V91H122L123 92V90L122 89H120L121 88V86H120V83H117ZM186 84V85H185ZM246 84V85H245ZM254 84V86L252 87V85ZM259 85V86H257V85ZM60 85V86H59ZM58 85V90L56 91V93H58V94H55V95H60V96H58V97H56V100H57V98H59L60 100H57L56 101V103H55V105H57L56 106V108H54V110H57V108H58V105L60 104V103H63L64 101H66V97L65 96H63V94H64V91L61 93V92H58V91H60V90H63V87H62V85L61 84H59ZM86 85V84H85ZM185 85V86H184ZM190 85V86H189ZM192 85V86H191ZM219 85V86H218ZM243 85H245L244 87H245V89H244V87H242ZM213 86V87H214ZM61 87V88H60ZM94 87V88H93ZM204 87V86H203ZM214 87V88H215ZM250 88V90H249V88ZM93 88L94 89V91L93 90H91V89ZM230 88V89H229ZM243 88V89H242ZM257 89L258 88V90L255 92L254 90L252 91V89ZM60 89V90H59ZM223 89L225 90V92L223 91ZM228 89V90H227ZM239 89V90H238ZM242 89V90H241ZM118 90H111V92L109 93L110 95H114V94H116V93H121L120 91L118 92ZM187 91H189V93H188V95H191L192 94V92H191V94H190V90L189 89H186ZM185 90V91H186ZM93 91V92H92ZM98 91H100L101 92V94H100V92H98ZM186 91V92H187ZM192 91V90H191ZM227 91V92H226ZM230 91V92H229ZM240 91V92H239ZM247 91L249 92L250 91V93H248V94H246L247 93ZM96 92L99 94H96ZM257 92H259V93H261L259 96H258V93ZM113 93V94H112ZM125 92H123V94L121 93V95H124L125 97H127V95L126 94H124ZM146 94L148 93V92H145ZM144 93V94H145ZM212 93V94H213ZM227 93V94H226ZM238 93V94H237ZM242 93V94H241ZM244 93V94H243ZM145 94V95H146ZM235 94H237V96L235 97L234 95ZM257 94V95H256ZM95 97H94V96ZM98 95V96H97ZM100 95H103V96H100ZM104 95H105V97H107V99H105V101H104V103L105 102H112L110 105L113 107H111L113 110H115V108L117 109V113H119V116L118 117H116L114 120H115V122H117V123H115L114 121H112L113 119H109L108 120V118H110V113H109V111H107L108 109L105 107V104H103L102 105V98H100V97H104ZM217 95V96H216ZM222 95V96H221ZM249 95V96H248ZM97 96V97H96ZM123 96V97H124ZM243 96V97H242ZM244 96H246V97H244ZM251 96L254 98L255 96L258 98H260V100H259V98L257 99V98H255V99H257V101L256 100H254L253 98H251ZM91 97H89V98H91ZM101 99H99V98ZM140 97H142V99L144 98L143 97V94L140 96ZM159 96H157V98H158ZM202 97H204V98H202ZM206 97V98H205ZM215 97V98H214ZM218 97V98H217ZM225 97H227V98H225ZM237 99L238 97V99H239V102H238V100H237V102L240 104V100H242L243 99V101H244V104H242V106H241V108H239L238 110H239V112L237 111V113L236 112H232L231 110V106H233V104L234 103H232L233 102V100L235 99V98ZM95 98V99H94ZM211 98H213V100L211 99ZM225 98V99H224ZM244 98H246V99H248V100H244ZM63 99V100H62ZM98 99L100 100V101H98ZM222 99H224V100H222ZM93 100V101H92ZM98 101V102H94V101ZM122 100H126V101H122ZM206 100V101H205ZM217 100V101H216ZM223 101L224 102V104H222L223 102H221V101ZM250 100V101H249ZM254 100V101H253ZM92 101V102H91ZM127 101L129 102V104L130 105H128V103H127ZM211 101H213V102H211ZM235 101V100H234ZM242 101V102H243ZM253 101V102H252ZM256 101V102H255ZM101 102V103H100ZM125 102L127 103V104H125ZM141 102H142V100H139V102H137L138 104H140L141 105ZM199 102H203V103H199ZM209 104V105H207V103ZM221 104H220V103ZM228 102H229V104H228ZM118 105H117V104ZM124 103V104H123ZM143 103V102H142ZM198 103V104H197ZM204 103H205V105H204ZM212 103V104H211ZM248 103H250V104H248ZM253 103H255V105L253 104ZM93 104V105H92ZM120 104H121V107H120ZM252 104L254 105V107L252 106ZM92 105V106H91ZM127 106V108H126V106ZM211 105V106H210ZM215 105V106H214ZM231 105V106H230ZM244 105V106H243ZM246 105H248V107H246ZM262 105V106H261ZM125 107L124 109L122 108V107ZM220 106V107H219ZM224 106V107H223ZM230 106V107H229ZM251 106V107H250ZM55 107V106H54ZM104 107V108H103ZM211 107V108H210ZM213 107V108H212ZM216 107V108H215ZM221 109V108H223V110L221 109H219V108ZM243 107V108H242ZM250 107V108H249ZM257 107V109L255 110V108ZM258 107H261V108H258ZM63 108H65V106H63ZM93 108H90V111H92V114H93V110H95V108L93 109ZM120 108L121 109H123L124 111H121L120 110ZM204 110H203V109ZM228 108V109H227ZM246 108V109H245ZM254 108V109H253ZM105 111H104V110ZM129 109V110H128ZM213 109V110H212ZM214 109H215V111H216V109H217V111L214 113H212V115L210 114L211 112L210 111H214ZM219 109V110H218ZM247 109H250V110H247ZM131 110V111H130ZM139 111H142V109L140 110V109H138ZM205 110H207L208 112H206ZM228 110V111H227ZM242 110H244L243 111V114H242V112L241 111ZM246 110V111H245ZM106 111H107V113H106ZM130 113H129V112ZM201 111H203V112H201ZM221 113H220V112ZM248 111H249V113H248ZM255 111H256V113H255ZM80 112H81V114H80ZM79 112V120H78V123L79 124H83V123H86L87 122V120H85L87 117H86V115L84 114L85 113V110L84 109H82L81 111ZM123 112V113H122ZM127 112V113H126ZM176 112H177V114H176ZM201 113V114H199V113ZM228 112V113H227ZM246 114H245V113ZM34 113V112H33ZM31 114V118L29 117L30 115H28V116H26V117H24V118H20V117H22V116H20V114L21 113H19V112H16V115H15V118H16V120L19 118V121L17 120L16 122L18 123H20V122H22V125H21V123H20V125H19V123L18 124H15V125H19L18 127H20L19 128V130H21V132L23 131V129L24 128H22V127H24L25 126V128L26 127H33L31 130H32V133H33V130H34V126H36L37 127V125L39 126V123H37V121H35V119L37 120V117L36 116H34V114ZM170 113H171V115H170ZM205 113V114H204ZM218 113V114H217ZM223 113V114H222ZM232 113H233V116H232ZM235 113H236V116H235ZM252 113L253 114H255L257 117L255 118V116H253L252 115ZM65 114V113H64ZM63 114V115H64ZM106 114V115H105ZM138 114H139V112L137 113V116H138ZM207 114V115H206ZM107 116V117H105V116ZM126 115V116H125ZM128 115V116H127ZM175 115L178 117H175ZM200 115V116H199ZM215 115V116H214ZM251 116L250 117V119H248V117L247 116ZM81 116V117H80ZM83 116H85V117H83ZM109 116V117H108ZM226 117V118H224L223 119V117ZM245 116V117H244ZM262 116H263V119H262ZM142 117V118H141ZM146 117V119H143V118H145ZM177 118V120L178 119H182L181 121L180 120H178L177 122L175 121L176 119L175 118ZM204 117H206V124H204L205 122H203L205 119H204ZM254 117V118H253ZM14 118V119H15ZM25 118H26V120L27 119H32V120H28L27 121V124L25 123V124H23V121H25ZM35 118V119H34ZM67 120H65L64 118V120L63 121H65L64 123L65 124H67V122H69V125L67 124V126L69 127H67L66 129H70V128H72L71 127V125H72V122H71V120H68V117H65ZM84 118V119H83ZM106 118V119H105ZM124 118L126 119V120H124ZM140 118H141V120H140ZM197 118V119H196ZM199 118H201V119H199ZM203 118V119H202ZM208 118H209V121H208ZM238 118V119H239ZM246 118V119H245ZM81 119H83V120H81ZM105 119V120H104ZM117 119V120H116ZM128 119V120H127ZM174 120V122L175 123H172L171 124V122H173V120ZM239 119V120H240ZM81 120V121H80ZM118 120H120L121 122H122V124L123 123H125L126 124V126H125V124H121ZM131 120V121H130ZM138 120H140V122L138 121ZM144 120V121H143ZM146 120H148V122L146 121ZM166 120V121H165ZM172 120V121H171ZM183 120H184V122H183ZM192 120V119H191ZM212 120V121H211ZM218 121V122H216V125H215V123L213 124V122L214 121ZM253 120V121H254ZM84 121H86V122H84ZM101 121H104V122H101ZM124 121V122H123ZM129 121V122H128ZM146 121V122H145ZM165 121V123H164V126L162 125L163 124V122ZM167 121H169L170 122V124H169V122H167ZM190 121V120H189ZM202 121V123L204 124V125H200L201 123H199V122H201ZM220 121V122H219ZM244 121H246V122H244ZM39 122V121H38ZM81 122H83V123H81ZM114 122V123H113ZM119 122V123H118ZM130 123L131 122V124H128V123ZM133 122V123H132ZM135 122V123H134ZM138 122L139 123H142L143 122V124L141 125L142 127H144L143 128V130L141 131V129H140V133H139V131L137 132V125L136 124H138ZM144 122H145V125H144ZM162 122V123H161ZM179 122H183L182 124L180 123V125H177V123H179ZM195 122V123H194ZM28 123H30V126H28L29 124ZM103 123V124H102ZM111 123V124H110ZM147 123L149 124V126L147 125ZM199 123V124H198ZM212 123V124H211ZM226 125H225V124ZM106 124V125H105ZM110 124V125H109ZM134 124H135V126H134ZM154 124V125H155ZM165 124H166V126H165ZM173 124H175V125H173ZM184 124V125H183ZM199 125V126H197V125ZM209 124V125H208ZM221 124L223 125V126H221ZM247 124V123H246ZM15 125H14V128L15 129H18V127H15ZM32 125V126H31ZM105 125V126H104ZM108 125H109V128H108ZM115 125V126H114ZM120 127H119V126ZM129 125V126H128ZM169 125V126H168ZM183 125V126H182ZM188 125V126H187ZM207 125H208V127H207ZM250 125V124H249ZM248 125V126H249ZM255 125H258V124H256L255 123ZM87 126V123H86V125H85V127ZM113 126V127H112ZM133 126V127H132ZM140 126V127H141ZM161 126V127H160ZM179 126V127H178ZM186 128H185V127ZM193 128V130H192V128ZM197 128H195V127ZM203 126H204V128L206 129V130H204V128H203ZM216 126V127H218V130L220 131L218 134H222L226 129H227V131L230 133H227L226 131L223 133V135H222V137H221V135H219L220 136V140H218V135H216L215 133H217V130H215L214 129V127ZM247 126V125H246ZM247 126V131L246 130H244V131H246L245 132V135H242V137L243 138H246V139H243V140H245V144H244V146L246 145H248V140H250V141H252L251 140V138H252V136H251V134H249V132H251V130H250V128H251V126H249L248 127ZM121 127H122V130H121ZM126 127H127V130H129V128H131L130 130H129V132L128 131H126ZM129 127V128H128ZM172 127H173V129H172ZM190 129H189V128ZM200 127V128H199ZM202 127V128H201ZM221 127V128H220ZM227 127V128H226ZM245 127V126H244ZM243 127V128H244ZM259 127V126H258ZM111 128H113V129H111ZM120 128V129H119ZM134 128V129H133ZM136 128V129H135ZM155 129V130H153V132L151 133V134H149L148 133V130L147 129ZM161 128H162V130H161ZM189 130H188V129ZM199 128V129H198ZM207 128H210L209 130L207 129ZM66 129H65V131H66ZM73 129V128H72ZM107 129H109V134L110 135H112V136H110V138H109V136H108V132H107ZM113 130V132L116 130V132L114 133V134H112L111 133V130ZM115 129V130H114ZM133 129V130H132ZM156 129H158V132H157V130ZM166 129V130H165ZM200 129H202V130H200ZM214 129V131H212V130ZM222 129V130H221ZM29 130H30V128H29ZM84 130V131H85ZM120 130V131H119ZM161 130V131H160ZM175 131V132H173V131ZM179 130V131H178ZM118 131V132H117ZM122 131V132H121ZM133 131V132H132ZM147 133H146V132ZM163 131H165V134H164V132ZM181 131V132H180ZM187 132L186 134L184 133L183 134V132ZM197 132V134H194V132ZM199 131H201L202 132V134L205 136L206 135V138L205 137H203V135L202 134H200V138L201 137H203V139L201 140L202 142H203V144H202V142L201 141H199L200 140V138L198 139V136L197 135H199L198 133H201V132H199ZM207 131V132H206ZM211 132V135H210V132ZM216 131V132H215ZM244 131H243V133H244ZM121 134H120V133ZM125 132V133H124ZM135 132L138 134H146V136H143V137H141V136H137L136 134H135ZM143 132V133H142ZM145 132V133H144ZM169 132V133H168ZM173 132V133H172ZM195 132V133H196ZM205 132V133H204ZM213 132V133H212ZM120 134V136H119V134ZM127 133L128 134H130V137L132 136L133 138H132V140L127 136ZM162 133H163V136L164 137H161L162 136ZM225 133H227V136H228V138H227V136L224 138L225 139V141H224V139H223V136H225ZM264 133V132H263ZM132 134V135H131ZM154 134H159V136L157 135H155V136H153V138L152 137H149L148 138V136L150 135V136H152V135H154ZM176 134L177 135H179V136H177L176 137ZM196 136H194V135ZM215 134V135H214ZM161 135V136H160ZM167 135V136H166ZM172 135V136H171ZM185 135V139H186V141L184 140H182V138H183V136ZM192 135V136H191ZM209 135V136H208ZM213 135V136H212ZM230 135V136H229ZM249 137H248V136ZM123 136H124V138H123ZM135 136V137H134ZM166 136V137H165ZM250 136H251V138H250ZM172 137V138H171ZM175 137V138H174ZM182 137V138H181ZM190 137V138H189ZM215 137V138H214ZM148 138V139H147ZM183 138V139H184ZM196 138V139H195ZM205 138V139H204ZM213 138V139H212ZM223 139V143H222V139ZM226 138H227V140H226ZM84 139V138H83ZM102 139V140H101ZM118 139V140H117ZM128 139H129V141H128ZM138 139V140H137ZM142 139V140H141ZM144 139H146V140H144ZM173 139V140H172ZM191 139V141L192 142H194V143H196L195 141H193ZM216 139V140H215ZM11 140H13V139H11ZM88 140H91V141H88ZM95 142H94V141ZM98 140V141H97ZM103 140H107L106 142L105 141H103ZM141 140V141H140ZM160 140H162V141H160ZM181 140H182V142H184L183 144L181 143ZM247 140V141H246ZM14 141V140H13ZM93 141V142H92ZM103 141V142H102ZM249 141V142H250ZM89 142V143H88ZM91 142V143H90ZM99 142V143H98ZM109 142V143H108ZM128 143V144H126V143ZM130 142L133 144V142L135 143H138V144H134V145H131L130 144ZM141 142V143H140ZM162 142V143H161ZM185 142H188V143H186L185 144ZM199 142H201L200 144H199ZM243 143H244V141H242ZM82 143V144H83ZM94 143V145H92ZM103 143H106L107 145L109 144V146L112 144V146L113 147H111L110 146V148L109 149H111L112 150V153H113V155H112V153L110 154V155H112V157H114L115 155H117V154H119V152H120V149L122 150H124V152L125 151H127V153L129 152V151H132V152H129L128 154L125 152L123 155H118V156H115L114 158L115 159H110V158H108V155H107V153L104 151V149H102L103 147H102V145H103ZM181 143V144H180ZM229 143V142H228ZM251 143V142H250ZM261 143V142H260ZM260 143H256L255 145H256V147L258 146V144H260ZM67 144H69L70 145V143L69 142H67ZM87 144V145H86ZM96 144L98 145V146H96ZM144 144H145V146H144ZM180 144V145H179ZM252 144V143H251ZM86 145V146H85ZM89 145V146H88ZM91 145V146H90ZM130 145V146H129ZM136 145H137V147H136ZM15 146H17V145H13L12 144V147H15ZM95 146V147H94ZM101 146V147H100ZM140 146V147H139ZM147 146V147H146ZM150 146V147H149ZM215 146H214V148H215ZM251 146V145H250ZM264 146V145H263ZM99 147V148H98ZM132 147V148H131ZM135 147V148H134ZM85 148H87L88 150H90V149H96V153H98V156L96 155V153L95 152H93L94 150H90L91 151V153H90V151H86L85 150ZM101 148V150L99 151V149ZM113 148V149H112ZM115 148V149H114ZM127 148V149H126ZM246 148H248V147H246ZM250 148V147H249ZM118 149V150H117ZM140 149H142L141 151H138V150H140ZM145 149V150H144ZM149 149V150H148ZM102 150H103V152H102ZM179 150V149H178ZM177 150V151H178ZM188 150H190V149H188ZM194 150V151H195ZM199 150H200V153H199ZM248 150H250V149H248ZM138 151V152H137ZM191 151V150H190ZM16 152V153H15ZM14 153L16 154V155H14L16 158H19L20 156V153L18 154V152L19 151H15ZM100 152H102L104 155H101V157L103 156V159H104V161H103V159H101L100 157H99V154H101ZM105 152V153H104ZM147 152H149V154L147 153ZM251 150L250 151H246L245 153L246 154H248L247 156H249V158H247V156H246V160H248V162H252V163H255V159L253 160V159H251L250 157H252V156H250V155H252L251 153ZM70 153V154H69ZM115 153H117V154H115ZM132 153V154H131ZM139 153V155H137ZM141 153V154H140ZM91 154H93V155H95V156H93L92 157V155ZM134 154V155H133ZM176 154V155H175ZM175 156L174 155H172L173 157H175V158H177L178 156V154H177V152H175ZM2 155V157L3 158H1L0 157V159H1V162H3V161H5V162H3L4 164H3V166L5 167V164L6 165H8V166H12V168H14L13 169V171H11V172H9V170H5V172H8V173H6V175H5V177H3L2 179H1V181L4 179V181H6V185H8V182L11 180V184H10V182H9V185L12 187L13 185H14V187H12V188H16V186H17V180L15 179V174H13V172L15 171H18V172H16V173H18L19 175H22V173H21V171H20V168H21V166L25 163V161L23 162V163H21V164H19L18 162H17V160H16V158L14 157V156H12L11 158H12V160H11V158H9V156L8 155H6V154H1ZM0 155V156H1ZM13 155V154H12ZM17 155L19 156V157H17ZM71 155V152H70V150H69V152L68 153H66V155L65 156H70ZM144 155V156H143ZM193 155H194V159H193ZM11 156V155H10ZM131 156V157H130ZM136 156V157H135ZM177 156V157H176ZM198 157V159L196 160V157ZM97 157H99V159L97 158ZM122 157H125L124 159H123V161H122ZM128 157H129V159H130V161L128 160ZM135 157V158H134ZM139 157H141V159L139 158ZM145 157V158H144ZM148 157V158H147ZM262 157H264V156H262ZM13 158H15L14 160H13ZM106 158H108L107 159V161H106ZM117 158V159H116ZM150 158V159H149ZM254 158V157H253ZM4 159V160H3ZM136 159H139L140 161H138V160H136ZM249 159H250V161H249ZM258 159H262V158H258ZM264 159V158H263ZM261 160V162L259 161V166H260V163H261V166H262V169H264V160ZM7 160V161H6ZM88 160V161H87ZM111 160H112V162H111ZM113 160H115V161H113ZM120 160L122 161V162H124V163H122L121 164V162H120ZM143 160V162H142V164L140 165L139 163H141V161ZM151 160V161H150ZM194 160H196L195 162H194ZM9 161H12V162H9ZM106 161V162H105ZM117 161V162H116ZM119 161V162H118ZM128 161V162H127ZM16 162H17V165H16ZM91 162H92V164H91ZM113 164V163H115L116 164V166L114 165V166H111L110 167V164L111 163ZM139 162V163H138ZM194 162V163H193ZM13 163V164H12ZM14 163H15V166H14ZM98 163L103 167V169H102V167L101 166H99L98 165ZM106 163V164H105ZM132 163H134V164H132ZM199 164V165H197V164ZM214 163V164H213ZM217 162H216V159H215V161L213 160V162L211 163V165H209V164H207L206 165V168H211L212 167V169L213 168H215V169H213V171H216L217 169V167L215 166L214 167V165L216 164ZM11 164V165H10ZM19 164V165H18ZM126 164H131L132 166H130V167H128V165H126ZM147 164V165H146ZM149 164H152V166H151V168H150V166H149ZM156 164V163H155ZM191 164H193V165H191ZM98 165V166H97ZM105 165L107 166L106 168H104L105 167ZM122 166L123 167V169L125 168V165L127 166V168H129V169H127V170H129V178H130V183L128 184V182H129V178H128V176L127 175H124L123 173L120 175V174H118V177L117 178H115V177H113V176H115L114 174H116V171H118V173H119V170H117L116 169V171H115V173H113V175H110V180H108L107 181V177L109 176V174L111 173V171L112 172H114L113 170L115 169V168H117V167H119V166ZM155 167H154V166ZM182 165V166H181ZM185 166V169L183 168L184 166ZM217 165V164H216ZM16 166H19V167H16ZM96 166V167H95ZM139 166V167H138ZM145 166V167H144ZM199 166V169L197 170V167ZM208 166V167H207ZM132 167H133V170L135 171H132ZM135 167H138V168H135ZM143 167V168H142ZM153 167H154V169H153ZM182 167V168H181ZM11 167H10V169H12ZM96 168H97V170H96ZM101 168V169H100ZM108 168V169H107ZM140 168V169H139ZM191 169V170H188V169ZM19 169V170H18ZM91 170V172H90V170ZM105 169H107V170H105ZM137 169V170H136ZM155 169H156V175H155V173H153L152 171L154 170V172H155ZM261 169V170H262ZM100 170V171H99ZM125 170V169H124ZM145 170V171H144ZM150 170H152L151 172H150ZM187 170V171H186ZM200 170V171H199ZM20 171V172H19ZM93 171H95V172H93ZM131 171V172H130ZM146 172V174L144 173V172ZM151 173V175L150 174H148L147 175V173H149V172ZM184 171H185V174H184ZM189 171H191V172H189ZM197 171V172H196ZM38 172L39 173H41L42 174V172H41V170H38ZM90 174H89V173ZM106 172V173H105ZM133 172V173H132ZM139 172V174H137ZM143 172V173H142ZM196 172V173H195ZM264 172V171H263ZM98 173V174H97ZM121 173V172H120ZM127 173V174H128ZM142 173V175H140ZM187 173L189 174V173H191V174H189V175H187ZM244 174L246 173V172H243ZM97 174V175H96ZM102 174H105V176L104 175H102ZM112 174V173H111ZM134 174H135V176H134ZM137 174V175H136ZM81 175V174H80ZM79 175V176H80ZM90 175H92V176H90ZM103 177H102V176ZM125 176V178L124 177H121V176ZM131 175V176H130ZM153 175H155L156 177H154ZM117 176V175H116ZM137 176V177H136ZM151 176V177H150ZM159 176V177H158ZM161 176V177H160ZM8 177V178H7ZM56 177V178H55ZM101 178V180L103 179L104 180V182H103V180L101 181L100 180V178ZM107 179H106V178ZM122 179H121V178ZM132 177V178H131ZM141 177V178H140ZM245 177L247 178V180H248V178H250V175H248V173L247 174H245ZM7 178V179H6ZM115 178V179H114ZM133 178H135V179H133ZM139 178L142 180V182L139 180ZM10 179V180H9ZM13 179V180H12ZM72 179V180H71ZM95 179V180H94ZM98 179H99V182L97 183V181H98ZM106 179V180H105ZM117 179V180H116ZM139 181H138V180ZM156 179H158V181L156 180ZM80 180V181H79ZM112 180V181H111ZM120 180H121V182H122V180H125V181H123L125 184H126V186H125V184H123V182L121 183L120 182ZM133 180V181H132ZM149 180H151V181H149ZM77 181V182H76ZM107 181V182H106ZM113 181L114 182H116V183H113ZM134 181H136V182H134ZM147 181V184L145 183V182ZM156 181L157 182H160L159 183V185L158 184H156ZM46 182V183H45ZM57 182V183H56ZM75 184H74V183ZM100 182H102V183H100ZM118 182H120V183H118ZM139 182H140V184H139ZM143 182H144V184H143ZM12 183H13V185H12ZM56 183V184H55ZM86 183H87V185H86ZM90 183V184H89ZM97 183V184H96ZM103 183H104V185H103ZM106 183L108 184V183H111V184H108V185H106ZM136 183V184H135ZM148 183H150V184H148ZM78 184V185H77ZM96 184V185H95ZM117 184H118V186H117ZM136 186V189H135V187H134V185ZM142 184V187H146V189H148V190H151V191H148V190H145V189H143L140 185ZM152 184H154V186L152 185ZM156 184V185H155ZM161 184V185H160ZM16 185V186H15ZM82 185V186H81ZM89 185H91V186H89ZM106 185V186H105ZM111 185V186H110ZM123 185L125 186V188L123 189L122 187H123ZM134 187H132V186ZM139 185V186H138ZM146 185V186H145ZM147 185H149V186H147ZM247 185V184H246ZM255 186H258L257 185V183L256 184H254ZM254 185H252V187L254 188L255 186ZM34 186H36V188H34ZM81 186V187H80ZM86 186V187H85ZM93 186V187H92ZM99 187L98 189H97V187ZM101 186V187H100ZM115 186V187H114ZM117 186V187H116ZM156 186V187H155ZM168 186H171L170 184L169 185H167V193L169 194L171 191H172V186L171 187H168ZM260 186V185H259ZM258 186V187H259ZM48 187V188H47ZM88 187V188H87ZM96 189H95V188ZM139 187V188H138ZM148 187H150V188H148ZM258 187H256V188H258ZM263 187V189H264V184H261V186L259 187L260 189ZM38 188V189H37ZM46 188H47V190H46ZM51 188V189H50ZM104 188H106L105 190H102V189H104ZM110 188V189H109ZM114 188H115V190H114ZM120 188H122V189H120ZM126 188H128L127 190H126ZM130 188V189H129ZM132 188H133V190H132ZM140 188H142L141 190H142V192H141V190H140ZM159 189L158 191L156 190V189ZM153 189V190H152ZM168 189H170V190H168ZM260 189H259V191H260ZM51 192H50V191ZM64 190V191H63ZM91 190H93V191H91ZM100 190H102V191H100ZM111 190V191H110ZM125 190V191H124ZM140 190V191H139ZM245 190H248V186L246 187L245 186ZM256 190V189H255ZM262 190V189H261ZM43 191H44V193H43ZM59 191H61V193H59ZM63 191V192H62ZM99 193H98V192ZM104 191V192H103ZM108 191V192H107ZM143 191L145 192V193H143ZM159 192V194L157 193V192ZM256 191H258V190H256ZM264 191V190H263ZM40 192L42 193V194H40ZM105 192H107V193H105ZM111 192H113V193H111ZM115 192V193H114ZM130 192V193H129ZM146 192H147V195H146ZM150 192V193H149ZM35 193H37L36 195H35ZM50 193V194H49ZM52 193H54V194H52ZM82 193H84V194H82ZM103 195L102 193H104V197L103 198H101V197H98L99 195ZM114 194L113 196H109V198H108V195L107 194ZM257 193V192H256ZM260 193H262V194H260ZM38 194L40 195V196H38ZM95 194V197L93 196ZM145 194V195H144ZM151 194L153 195V196H151ZM253 194H255V191H253L252 193H250V195H252L251 196V199L250 200H248L249 202H251L252 203V201H254V202H256V204L254 203V205L256 206H253V205H249L248 203L249 202H247V205H246V207L248 208V205H249V211L248 212H251V213H249V216H248V218H244V219H246V221L244 220V219H241L240 221L241 222H243V220H244V222L242 223V226H240V227H242V230H239L240 228H238L239 227V223H240V221H237V220H235V222H239V223H234V221H233V223H231V224H229V223H227V226L230 228V230L232 231V233L231 234H229V231H227V226H222V225H217L216 223H218V222H220V218H218L213 224H214V227H213V224H212V226L210 227V225H209V229H208V231L207 232H205V234H206V236H200V234H202V231H194L195 233H192L193 234V236H195V238L194 239H192V240H189L190 242H192V243H195V245H194V247H199V248H202L204 251H205V254H204V256L202 257V258H200L199 259V262H198V264H202V262H203V264H211V263H215L216 262V260H218L220 257V259L221 260H219V264H226V262H227V264H234V262L236 261L237 262V260H238V263H239V260H240V258H241V260H240V262H246L245 264H250L249 263V261H251V263L252 264H257L258 263V261H259V263H260V261L262 262V261H264V232H262L261 231V233L259 232H255L254 231V233L252 232L251 233V228H250V226H248V225H250L251 224V222H252V226L253 225H256V224H259V222H260V224H262V222L264 221L263 219H264V211H263V213H261L262 211H260L259 210V208L261 207V205H262V203H264L263 201H264V192H259V194L257 193V195H254V196H256L257 198H254V196H253ZM48 195V196H47ZM143 195V196H142ZM155 195V197H157ZM170 195V194H169ZM259 195V196H258ZM262 197H261V196ZM63 196H64V198L65 199H63ZM145 196V197H144ZM150 196V197H149ZM35 197H37V198H35ZM48 197H50L51 198V200L49 199V200H47V198ZM67 197V198H66ZM72 197V196H71ZM92 197V198H91ZM253 197V198H252ZM258 197H259V199L261 200V205H258L257 203L260 201L259 199H258ZM69 198L71 199V200H69ZM83 198L85 199V201L83 200ZM89 198V199H88ZM97 199L96 201H95V199ZM98 198H99V200H98ZM110 199L111 198V200H108V199ZM116 198H115V200H116ZM148 198V199H147ZM158 198H159V196H158ZM262 198V199H261ZM46 199V200H45ZM53 199V200H52ZM55 199H56V204H55ZM101 199V200H100ZM107 199V201H105ZM256 199V200H255ZM40 200V201H39ZM44 200V201H43ZM64 200V201H63ZM65 200L66 201H70L69 203L67 202H65ZM81 200V201H80ZM31 201V202H32ZM73 201H74V203H73ZM78 201V202H77ZM82 201H83V204H82ZM90 201H92V202H90ZM49 202V203H48ZM52 204H51V203ZM61 204H60V203ZM98 202H100V203H98ZM102 202V203H101ZM107 202V203H106ZM131 202H133V201H131ZM2 204V207H0V210H1V208H2V210L0 211V212H2L3 211V214H1L0 216H2L1 218H2V223H4L3 221H6L7 222V220L6 219H8V215H6V214H9V212H8V210L6 209L7 207H4L5 205V203L3 204V202H1ZM39 203V204H38ZM41 203V204H40ZM46 203L48 204V205H46ZM53 203H54V205H55V207H53L54 205H53ZM71 203H72V206H74V207H72L71 206ZM250 203V204H251ZM59 204V205H58ZM66 204H68V205H66ZM74 204V205H73ZM75 204H76V206H75ZM80 204H81V206H80ZM102 204V205H103ZM108 204V206H106ZM0 205V206H1ZM4 205V206H3ZM42 205V206H41ZM64 205V206H63ZM78 205V206H77ZM113 205V206H112ZM213 205V204H212ZM58 206V207H57ZM69 207V209H68V207ZM80 206V207H79ZM260 206V207H259ZM263 206H264V204H263ZM43 207H45L44 209H46L47 207V210L45 211L44 209H43ZM59 207H61V208H59ZM63 207V208H62ZM67 207V208H66ZM77 207H79L78 209H77ZM90 207H91V205H90ZM113 207V208H112ZM255 207V209H253ZM50 208V209H49ZM52 208H54L55 210H56V212H55V210L53 209V211L51 210ZM72 210H71V209ZM107 208H110V209H107ZM257 208V209H256ZM64 209H67L66 210V213H65V211H64ZM77 211H76V210ZM81 211H80V210ZM254 210V211H256V212H254L253 213V211L252 210ZM264 209V208H263ZM50 210V211H49ZM64 211V212H60V213H58V211ZM111 210H114V211H111ZM261 210H262V208H261ZM68 211V212H67ZM71 211V212H70ZM76 211V212H75ZM258 211H260L259 213H258ZM5 212H8V213H6L5 214ZM46 212V213H45ZM51 212V213H50ZM53 212V213H52ZM105 212V211H104ZM90 213H92V212H90V210H89V214H87V215H90ZM123 213V212H122ZM47 214V215H46ZM50 214V215H49ZM52 214V215H51ZM60 214V215H59ZM65 214V215H64ZM69 214V215H68ZM107 214V215H108ZM42 215H44V217L42 216ZM46 215V216H45ZM57 215V216H56ZM59 215V216H58ZM71 215V216H70ZM119 216L121 215V214H118ZM123 215V214H122ZM258 217H257V216ZM49 216V217H48ZM55 217L56 216V220L58 219H60L59 221L60 222H58V220L56 221L55 220V218H53V217ZM63 216H65V219H64V217ZM68 216V217H67ZM72 217V218H70V217ZM256 216V217H255ZM58 217V218H57ZM247 217V216H246ZM251 219H250V218ZM263 217V218H262ZM39 220H38V219ZM44 218V219H43ZM234 218V217H233ZM255 218V219H254ZM257 218H259V219H261V220H259L258 219V221L259 222H257V221H255V220H257ZM45 219H47L46 221L48 222H46L45 221ZM49 219V220H48ZM51 219H53V220H51ZM247 219H248V221H247ZM35 222H44L45 221V223H43V224H39V223H35ZM44 220V221H43ZM55 220V221H54ZM252 220V221H251ZM54 221V222H53ZM70 221H73V222H71V223H69ZM210 221H212V220H210ZM224 221V220H223ZM223 221H222V223L221 224H223ZM50 222H52V224L50 223ZM57 222V223H56ZM76 222V221H75ZM248 223V225H247V223ZM255 222H257V223H255ZM31 223H32V225L33 226H36L37 225V229L35 228V227H33V226H31ZM46 223H47V225H46ZM55 225H54V224ZM59 223V224H58ZM57 224V225H56ZM210 224H211V222H210ZM215 224L217 225L216 227H215ZM235 224L236 225H238V227H235ZM244 224H246V226H248L249 228H247L246 226H244ZM234 225V226H233ZM262 225H264V222H263V224ZM42 226V227H41ZM49 226V227H48ZM51 226V227H50ZM52 226H54V228L52 227ZM67 226V225H66ZM71 226V227H70ZM244 226V227H243ZM40 227H41V229H40ZM220 227H223V228H221V229H219ZM247 228V230H246V228ZM39 228V229H38ZM232 228V229H231ZM235 228V229H234ZM43 229V230H42ZM46 229V230H45ZM112 229V228H111ZM238 229V230H237ZM248 229H250L249 231H248ZM32 230H33V232H32ZM37 230V231H36ZM109 230V229H108ZM107 230V231H108ZM113 230V229H112ZM226 230V231H225ZM244 230V231H243ZM11 231V229L8 231L9 232V234L11 233L10 232ZM13 231V230H12ZM110 231V230H109ZM109 231H108V233H109ZM191 231V230H190ZM218 231H221L220 233H219V235L220 236H218L217 238H214V236H210V235H208L207 236V234H211V233H213L214 235L215 234H217L218 233ZM239 231V233H238V235H237V232ZM248 231V232H247ZM264 231V230H263ZM113 232H114V230H113ZM112 231H111V233H113ZM197 232V233H196ZM111 233H109V235H108V237H110V234ZM258 233V234H257ZM8 234V233H7ZM115 234V233H114ZM114 234H112V235H114ZM241 234H243V235H241ZM246 234V235H245ZM115 235H117V234H115ZM225 235V236H224ZM234 235V236H233ZM254 235V236H253ZM197 236V237H196ZM248 236V237H247ZM41 237V236H40ZM44 237V236H43ZM42 237V238H43ZM113 237H115V240L113 239V240H111L110 238V240L111 241H113V244L114 245H116L115 243H116V241L117 240H119L118 239V237L117 236H113ZM112 237V238H113ZM216 237V236H215ZM221 237V238H220ZM236 238L235 240L233 239V241H231L232 240V238ZM237 237H239V238H241V239H243V241L241 242V240L239 239V238H237ZM256 237V238H255ZM260 237H262V238H260ZM205 239L204 241H203V239ZM223 238V239H222ZM231 238V239H230ZM246 240H245V239ZM211 239H213V240H211ZM220 240V242H221V244L219 243V240ZM238 239V240H237ZM255 239V240H254ZM201 240V241H200ZM230 240V242H232V243H229L228 241ZM245 240V241H244ZM254 240V241H253ZM258 240H260V241H258ZM212 241V242H211ZM236 241V242H235ZM214 242V243H213ZM242 243V244H240V246H239V244L238 243ZM120 243V241H117V247H119V244ZM245 243V244H244ZM257 243V244H256ZM215 244V245H214ZM238 245V246H237ZM241 245H242V247H241ZM247 245H249V247H247V249H245L246 247L245 246H247ZM115 246V247H116ZM253 246V248H251ZM257 246V247H256ZM239 247H240V250H239ZM245 247V248H244ZM225 248H227V249H225ZM234 248V249H233ZM241 248H243L242 250H241ZM255 249V250H254ZM233 250V251H232ZM239 250V251H238ZM193 251V252H192ZM194 249L192 248V249H189L188 248V250H186V253H194ZM229 251V252H228ZM241 251H244V254H243V252H241ZM249 251L251 252V253H249ZM255 251V252H254ZM257 252V253H256ZM229 253V254H228ZM237 253H239V255L240 254H242V255H240V256H238L237 255ZM220 255V256H219ZM227 255V256H226ZM223 256H225V257H223ZM238 256V257H237ZM217 257V258H216ZM219 257V258H218ZM222 257H223V259H225L224 261L222 260ZM237 257V258H236ZM245 257V258H244ZM250 257H252V258H250ZM244 258V259H243ZM247 258V259H246ZM216 259V260H215ZM253 259H254V261H253ZM173 260H175V259H173ZM173 260H171V262L170 263H172V261ZM213 260H215V261H213ZM245 260V261H244ZM247 260H248V262H247ZM176 261V260H175ZM223 261V262H222ZM238 263H235V264H238ZM244 263H240V264H244ZM262 264H264V262H262Z\"/></svg>","mask_w":264,"mask_h":264}]
</instances>
